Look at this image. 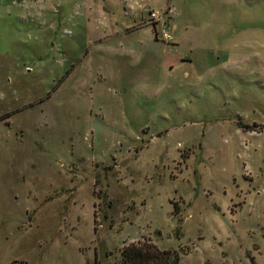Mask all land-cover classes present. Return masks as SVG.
Masks as SVG:
<instances>
[{
  "label": "rangeland",
  "instance_id": "1",
  "mask_svg": "<svg viewBox=\"0 0 264 264\" xmlns=\"http://www.w3.org/2000/svg\"><path fill=\"white\" fill-rule=\"evenodd\" d=\"M142 238L264 264V0H0V264Z\"/></svg>",
  "mask_w": 264,
  "mask_h": 264
},
{
  "label": "trees",
  "instance_id": "2",
  "mask_svg": "<svg viewBox=\"0 0 264 264\" xmlns=\"http://www.w3.org/2000/svg\"><path fill=\"white\" fill-rule=\"evenodd\" d=\"M177 252L172 249H159L147 238L129 242L119 251L114 264H177Z\"/></svg>",
  "mask_w": 264,
  "mask_h": 264
},
{
  "label": "built area",
  "instance_id": "3",
  "mask_svg": "<svg viewBox=\"0 0 264 264\" xmlns=\"http://www.w3.org/2000/svg\"><path fill=\"white\" fill-rule=\"evenodd\" d=\"M149 21L155 26L157 36L165 42H173L174 34L163 19V11L150 10Z\"/></svg>",
  "mask_w": 264,
  "mask_h": 264
}]
</instances>
